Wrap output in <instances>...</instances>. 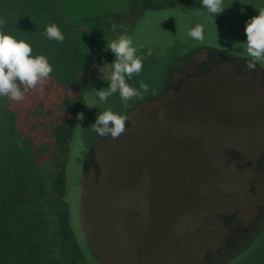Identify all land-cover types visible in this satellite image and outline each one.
Wrapping results in <instances>:
<instances>
[{
    "label": "rangeland",
    "instance_id": "rangeland-1",
    "mask_svg": "<svg viewBox=\"0 0 264 264\" xmlns=\"http://www.w3.org/2000/svg\"><path fill=\"white\" fill-rule=\"evenodd\" d=\"M39 1L0 0L4 28L18 39L32 43L34 53L46 55L53 64L51 78L42 90L31 89L28 94L35 96L34 101L40 98L45 102L42 112L30 122V125L37 123L38 134L47 138L53 125L69 117L63 108V99L69 89L72 93L76 89L66 68L77 66L84 71L83 75H94L93 87L85 101L91 109L85 105L79 114L83 119H77L67 168V199L78 241L84 246L86 242L101 264H173V261L175 264H228L239 249L237 243L244 242L264 218V180L258 185L252 184L249 178L239 181L231 186L230 196L220 194L218 189L211 188L210 192L206 188L210 184L205 183L208 174L201 168L205 165L197 146L202 148L212 141L218 130L233 129L239 133L241 145L258 154L263 151L256 156L258 162L264 161V63H256L249 69L247 64L251 58L244 50L243 40L235 38L216 20L213 23L195 15L202 10L172 8L170 0H153L170 8L149 12L134 23L131 31L119 29L116 35L107 34L101 25L109 20L108 12L103 10L124 4L126 0ZM190 1L201 4L200 0ZM224 2L228 8L219 16L240 27H245V22L264 7V0ZM49 18L64 34L62 43L43 36L45 25L53 23ZM196 23L204 24L202 41L185 35ZM88 31L104 47L106 40L120 34L130 35L138 46L143 68L128 83L138 88V82L143 81L148 91L140 98L129 100L127 108L121 107L118 92L103 105L90 103L93 88L108 87L111 69L108 67L100 73L97 64L91 63L86 51L85 32ZM28 95L25 93V101ZM6 102V109H14L22 121L34 117L31 111H35L36 105L31 101L22 107V101L5 98L4 102L0 100V105ZM105 108L129 117L125 131L115 139L100 137L90 127ZM47 110L54 112L52 116H46ZM166 112L189 120L168 117ZM170 136L177 142L170 143ZM170 145L176 150L173 158H161L164 146ZM99 147L100 158H97L95 151ZM157 151L159 155H155ZM182 151L187 154L182 156ZM37 157L47 170V159ZM119 165H123L120 172ZM262 168L255 165L254 171H250ZM112 191L114 194H108ZM235 197L237 208L229 210L223 220L226 236L223 229L221 237H209L208 249L196 240L174 248L178 239L191 236L190 233H211L219 225L217 208H223L221 205L231 208ZM149 209L156 214L152 221L148 219ZM177 213L181 217L175 224H169L170 220L174 222ZM43 214L52 232V214ZM147 220L148 224L143 227ZM260 249L254 264H264V249ZM180 253L183 260L179 259ZM212 254L215 258L211 259Z\"/></svg>",
    "mask_w": 264,
    "mask_h": 264
},
{
    "label": "trees",
    "instance_id": "trees-1",
    "mask_svg": "<svg viewBox=\"0 0 264 264\" xmlns=\"http://www.w3.org/2000/svg\"><path fill=\"white\" fill-rule=\"evenodd\" d=\"M170 1L172 8H196L204 11L201 4L194 1ZM39 3L41 2L39 1ZM104 8L103 11L108 12L109 20L102 22L101 25L104 26L107 34L116 35L119 29L131 31L134 23L147 13L170 7L165 4H157L153 0H126L124 4ZM41 10L43 11L42 6ZM49 20L57 24L50 18ZM215 20L235 38L246 40L244 27L224 21L219 15ZM112 24L119 26L115 33L111 31ZM85 34L87 37L86 51L91 63L99 66L111 63L114 56L110 52L104 51L105 47L97 36L91 31L85 32ZM78 68L77 66L73 69L66 68L76 89L75 93L69 89L63 99V108L68 112L69 117L53 125L47 138L38 134L36 122H33L34 125H30V122L36 118L39 112H42L45 106V102L40 98L34 101L35 96L29 97L28 94L31 90L26 92L28 95L26 101L20 103L22 107L23 105L28 106L30 101L31 104L36 105L35 111H31L34 117L28 121L18 118L19 115L14 109H6L8 102L0 105V264H101L95 251L86 242L84 246L78 241L71 223L70 205L67 199V168L70 161V146L76 129L77 117L84 109L87 93L94 84V75L88 73L85 76L82 74L84 71ZM0 100L4 102L5 98H0ZM53 113L52 110H47L46 116L50 117ZM166 114L168 117L179 120H189L176 117L174 114L169 115L167 112ZM173 138L170 136L167 139L170 143H175L176 140ZM239 139V133L234 132L233 129L231 131L218 130L215 132L213 140L202 145V148L193 144L199 147L202 162L205 165L201 168L204 169V174H208L205 183L210 184V187H206L210 192L213 189H218L220 194L225 193L230 196V188L233 189L231 186L238 184L239 181L249 178L252 184L258 185L264 180V172H262L264 168L259 171L255 170V172L250 171H254L255 165L259 168L264 166V161L258 162L256 156L258 153H255V150L250 147L246 148L241 145ZM100 151L101 147L95 151L97 158H100ZM175 152L176 150L171 145L164 146L161 158H167V156L173 158ZM186 154L184 151L182 156ZM260 154H263V151L258 155ZM37 155L47 159L49 165L47 170L42 168ZM155 155H159L158 151ZM122 168L123 165H119L118 172ZM245 170L246 172H244ZM40 172L42 173L40 174ZM104 172L101 164L100 174L103 175ZM188 172L191 174L189 169ZM184 173L187 174L186 170ZM113 192L108 194L112 195ZM233 201L234 204L229 209L224 205H221L223 208H217L219 225L214 226L211 233H203L204 235L198 234V231L190 233L191 236L186 235L178 239L174 248L196 240L203 243L204 249L205 245L208 249L210 248L207 241L209 237H214V239L219 235L221 237L223 229L226 236L227 230L225 231V229L227 227L223 225V220L226 219L229 210L237 208L236 197ZM36 207L39 208L37 212L35 211ZM43 212L52 214V232L49 229V222L43 218ZM179 214L177 213L174 222L170 220L169 224H175L181 217ZM192 215L194 216V214ZM155 216V211L149 209L148 219L152 221ZM118 217L120 219L121 215L118 214ZM147 224L148 220L143 227ZM217 233L219 234L216 235ZM221 244L222 242H220ZM237 245L239 249L227 261L228 264H254L259 254L257 251L260 248V251L264 249V218L258 227L246 237V240L237 243ZM116 253L121 254L119 250L118 252L116 250ZM212 258H215L213 254ZM179 259H184L182 253L179 254ZM158 261L160 262L162 259Z\"/></svg>",
    "mask_w": 264,
    "mask_h": 264
},
{
    "label": "clouds",
    "instance_id": "clouds-1",
    "mask_svg": "<svg viewBox=\"0 0 264 264\" xmlns=\"http://www.w3.org/2000/svg\"><path fill=\"white\" fill-rule=\"evenodd\" d=\"M200 3L204 11H197L195 15L204 16L206 20L213 23L216 16L228 8L224 0H200ZM4 24V19L0 18V98L21 102L29 90L37 88L42 90L51 78L53 64L49 62L46 55L34 53L32 43L10 34L4 28ZM110 27L115 33L119 26L112 24ZM244 33L246 40L242 44L251 58L247 67L253 69L256 63H264V7L258 9L257 16L245 22ZM185 35L192 40L202 41L204 24L196 23L187 29ZM43 36L49 41L55 40L60 43L65 39L55 23L45 25ZM104 51L110 52L114 60L110 64L104 63L103 66L96 67L100 73L110 67V75L107 78L108 87L102 90L93 88L90 103L103 105L110 96L118 92L121 107L127 108L129 100L140 98L148 91V85L143 81L138 82V88L128 83L134 75L138 76L141 73L143 57L138 54V46L134 45L133 38L127 34H120L114 39L106 40ZM102 79L104 80L103 75ZM77 119L82 120V115H78ZM126 122H129L126 113L105 108L97 114L90 127L100 137L110 136L115 139L125 131Z\"/></svg>",
    "mask_w": 264,
    "mask_h": 264
}]
</instances>
